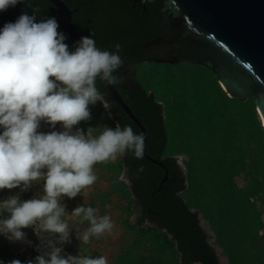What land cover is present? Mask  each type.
Listing matches in <instances>:
<instances>
[{"label": "trees", "instance_id": "16d2710c", "mask_svg": "<svg viewBox=\"0 0 264 264\" xmlns=\"http://www.w3.org/2000/svg\"><path fill=\"white\" fill-rule=\"evenodd\" d=\"M63 1L76 9L72 21L82 36L94 34L101 50L115 52V45L121 46L122 65L137 60V45L159 34L161 22L165 28L167 24L166 7L156 14L149 6L144 10L143 3L133 7L129 0ZM24 12L35 14L37 21L55 17L59 31L67 37L65 42L70 48L76 44L47 0H25L0 12V29ZM147 63L154 64V72L139 79L136 71ZM173 68L187 73L180 76L171 71ZM114 75V86L147 130V154L161 160L168 171L167 180L158 189L164 170L144 157L137 159L127 152L113 166L128 179L129 185H118L140 212L136 225L127 224L137 233L136 243L150 244L160 253L167 250L171 264H220L200 225L201 214L228 264H264V221L256 196L260 188L246 190L236 182L248 171V159L253 155L260 187H264V127L255 99L229 97L208 68L190 63L143 62L132 69L129 78L120 70ZM96 86L114 116L112 128L131 126L140 134L111 101L103 81L98 79ZM177 154L187 156L185 170L177 164ZM146 220L149 225L143 227ZM147 261L143 253L135 255L128 250L119 264Z\"/></svg>", "mask_w": 264, "mask_h": 264}, {"label": "clouds", "instance_id": "9594fccd", "mask_svg": "<svg viewBox=\"0 0 264 264\" xmlns=\"http://www.w3.org/2000/svg\"><path fill=\"white\" fill-rule=\"evenodd\" d=\"M19 3L25 0H0V12ZM93 35L70 48L55 17L37 21L27 12L0 29V190L26 192L33 182L43 181L42 194L32 199L17 194L0 201V235L25 241L23 229L33 228L42 241L41 253L25 264H108L104 255L65 254L63 245L73 231L69 220L88 223L76 232L87 245L112 233L111 217L84 204L69 214L62 201L95 184L96 164L127 152L143 158L145 136L131 126L105 127L99 135L93 127L86 132L79 127L103 100L97 80L115 85L114 73L123 63L119 44L115 52L101 50ZM42 122L53 130L40 131ZM57 125L60 131L54 130Z\"/></svg>", "mask_w": 264, "mask_h": 264}, {"label": "water", "instance_id": "95a60500", "mask_svg": "<svg viewBox=\"0 0 264 264\" xmlns=\"http://www.w3.org/2000/svg\"><path fill=\"white\" fill-rule=\"evenodd\" d=\"M47 1L58 11L70 37L78 42L82 35L72 21L76 9L71 10L63 0ZM153 1H160L166 7V31L137 46L136 55L143 56L142 60L128 61L118 70L129 78L132 69L143 62L190 63L206 67L229 97L242 101L255 99L264 127V0ZM103 83L111 101L117 103L144 134L143 157L164 170L158 186L161 189L168 171L161 160L147 154V130L116 87Z\"/></svg>", "mask_w": 264, "mask_h": 264}, {"label": "rangeland", "instance_id": "374dc122", "mask_svg": "<svg viewBox=\"0 0 264 264\" xmlns=\"http://www.w3.org/2000/svg\"><path fill=\"white\" fill-rule=\"evenodd\" d=\"M160 64V63H159ZM154 64L147 63L142 68L136 71L139 79H144L147 75H151L154 72ZM163 73V69L161 70ZM174 73L180 76L187 73L186 69H172ZM188 75V74H187ZM92 119L88 122H81L80 128L87 131L88 127L95 129L94 135H99L105 127L112 128L114 123V116L110 112L106 101L103 99L97 102L95 106L91 108ZM50 126L46 123H41L40 131L48 132ZM56 131H60V126L57 125ZM178 147V146H177ZM121 156H118L115 161L108 163H99L94 166V171L98 177L97 181L90 188L84 189L80 195L74 199H63V203L66 205V210L70 214L72 210L78 205L91 206L99 210V215H109L114 224V228L111 234H105L99 238H92L89 244L82 245L77 239V231L82 233L89 225L87 222L80 224L77 220H69L70 229H72L70 243L63 245L64 253L68 255H89L107 257L108 264H119L122 256L129 250L135 255L143 253L147 258L146 264H171V254L165 250L163 253L150 244L136 243L137 233L129 228L127 224L136 225L137 219L140 215L138 207L133 202L125 197L121 185L118 182H123L129 185L128 179L123 174H117L116 169L113 166L120 160ZM177 164L185 170V162L188 160L187 156L177 154L174 156ZM250 167L248 171L243 172L236 178L237 184L246 190L257 191V204L262 210V218L264 221V187H260L261 179L258 171V166L255 163V159L252 156L248 159ZM43 181L33 182L31 188L26 192H21L19 188L13 190H0V201L8 198L12 195L19 194L21 200L32 199L39 194H42ZM7 215V214H5ZM199 222L203 230L207 234L208 243L215 249L220 264H228V259L223 253L222 248L216 243V237L211 227L204 220L201 214L198 215ZM149 223L143 222L142 226L147 227ZM26 235L25 241H11L4 235H0V262L3 264H9L12 260H19L21 264H25L28 260H34L37 255L43 250L42 241L39 234L34 231L33 228L23 229ZM264 234V227L261 230ZM30 242V243H29ZM196 264V263H195ZM199 264V263H198Z\"/></svg>", "mask_w": 264, "mask_h": 264}, {"label": "flooded vegetation", "instance_id": "af4514ba", "mask_svg": "<svg viewBox=\"0 0 264 264\" xmlns=\"http://www.w3.org/2000/svg\"><path fill=\"white\" fill-rule=\"evenodd\" d=\"M132 3V2H131ZM143 3V9L144 10H146L147 8H148V6L149 7H151V10L152 11H154L156 14H159L160 13V11H161V9L162 8H164L163 6H162V4H161V2L160 1H153L152 0V3H150V1L148 2V1H146V0H144V2H142ZM139 5V4H141V2H135V3H132V6L133 7H135V5ZM160 25L162 26H160V28H159V34H161V33H164L165 31H166V28H165V26H164V23L163 22H161L160 23ZM147 41V40H146ZM138 46V45H137ZM132 51V50H131ZM137 51H138V49L136 50V53H137ZM137 56V55H136ZM138 57V59L137 60H142L143 59V56H137ZM127 179V178H126ZM148 223H149V220H146ZM195 264V263H194Z\"/></svg>", "mask_w": 264, "mask_h": 264}]
</instances>
